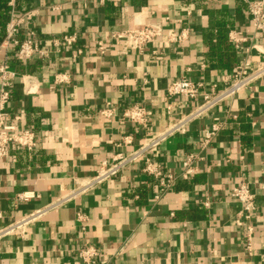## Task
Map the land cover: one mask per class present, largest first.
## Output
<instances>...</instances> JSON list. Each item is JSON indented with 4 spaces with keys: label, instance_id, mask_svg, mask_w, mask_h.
<instances>
[{
    "label": "crops",
    "instance_id": "crops-1",
    "mask_svg": "<svg viewBox=\"0 0 264 264\" xmlns=\"http://www.w3.org/2000/svg\"><path fill=\"white\" fill-rule=\"evenodd\" d=\"M28 2L35 15L22 30L33 29L52 52L20 70L14 49H0V63L7 60L20 73L12 80L10 123L33 130L38 141L31 151L10 144L0 158V226L50 203L95 175L101 162L136 149L188 112L190 100L168 96L174 80L200 81L209 91L221 88L245 57L253 66L264 63V32L254 28L245 0ZM167 18L165 28L186 31L183 41L166 45L158 38L140 51L125 50L114 38V32ZM231 30L250 38V55L246 43L236 47L229 40ZM68 32L78 34L82 54L54 45ZM57 76L65 80L56 83ZM135 104L152 111L147 128L124 117ZM103 108L116 113L103 117ZM215 123L220 130L202 149ZM191 153L195 172L168 190L132 165L48 212L24 234L1 239L0 264L82 263L78 251L85 244L100 247L105 264H264V76L164 142L153 158L180 176ZM241 180L256 194L250 253L240 204L231 197ZM20 193L35 197L20 200Z\"/></svg>",
    "mask_w": 264,
    "mask_h": 264
},
{
    "label": "built area",
    "instance_id": "built-area-1",
    "mask_svg": "<svg viewBox=\"0 0 264 264\" xmlns=\"http://www.w3.org/2000/svg\"><path fill=\"white\" fill-rule=\"evenodd\" d=\"M245 1L248 5V13L254 28L257 32H264V0ZM10 4L14 6L15 0H11ZM34 15L35 10L30 9L22 12H13L6 27V37L0 43V49L2 47L13 48L16 58L24 64L32 59H47L52 52L50 48L42 46L33 29L22 30V26L29 24ZM167 23H169V18L166 19V22L140 24L127 30L114 32V38L122 41L125 50L140 51L146 45L157 41L158 38H163L166 45L183 41L186 37V31L183 30L182 33H177L173 26L165 28ZM21 30L24 33L22 38L19 37L20 33H22ZM229 40L236 47L246 43L248 46L244 50L248 55L255 47L248 36L236 30L229 32ZM53 42L57 47H73L76 54H82L83 52L82 47H77L78 34L76 32L65 33L60 38H55ZM249 42L250 44H248ZM98 48L101 52H104L106 44L99 41ZM19 74L7 60L0 63V158L8 154V146L10 144H16L28 151L34 150L38 145L36 133L33 130L21 128L16 123H10L11 115L8 108L11 100L12 80ZM263 76L264 63L253 66L249 57H245L227 76L221 88L213 85L211 90L206 91L203 82L193 81L186 77L174 80L168 87V96H182L190 100L193 106L188 112L178 117L164 129L155 132L136 149L127 153H119L111 161L105 160L101 162L95 175L83 182H79L77 186L58 196L50 203L0 226V240L16 233L24 234L31 224L41 219L48 212L75 200L107 180L118 177L123 170L132 165H140L143 172L159 180L162 191L174 186L180 177L188 179L195 172L194 162L197 159V155L191 153L186 156L183 160L181 174L177 176L165 171L162 165L154 160L153 154L155 150L170 138L186 133L188 127L194 121L243 91L251 89ZM64 80L65 78L57 76L55 82L58 83ZM29 90L30 88H28ZM170 110L171 106L168 107V111ZM115 113L116 110L114 108H103L100 110V115L107 118L113 117ZM123 115L129 121L147 128L152 111L145 105L135 104L126 108ZM14 118L18 120L19 116ZM220 127L218 123H215L205 131L201 141L202 149H206L211 144L214 135L220 130ZM33 197H35L33 193L18 194L20 200H28ZM155 197L158 198L159 195L157 194ZM231 197L240 204L239 218L246 224V249L250 253L253 249L252 240L254 235V226L250 222L256 214V194L251 190L247 182L241 180L232 188ZM204 204L208 206L209 202L205 201ZM79 218H82L81 214ZM78 254L82 263L77 264H105L107 262L104 252L94 244L83 245L79 249Z\"/></svg>",
    "mask_w": 264,
    "mask_h": 264
},
{
    "label": "trees",
    "instance_id": "trees-1",
    "mask_svg": "<svg viewBox=\"0 0 264 264\" xmlns=\"http://www.w3.org/2000/svg\"><path fill=\"white\" fill-rule=\"evenodd\" d=\"M10 1L11 0H0V43L6 37V27L11 19L13 12H22L23 10L29 9L27 6L29 5L28 0H15L14 6L10 4ZM17 63L20 65V70H23L24 63H22L18 59Z\"/></svg>",
    "mask_w": 264,
    "mask_h": 264
}]
</instances>
